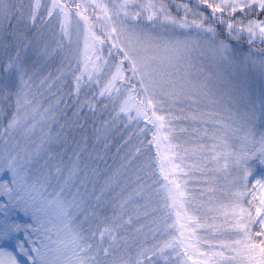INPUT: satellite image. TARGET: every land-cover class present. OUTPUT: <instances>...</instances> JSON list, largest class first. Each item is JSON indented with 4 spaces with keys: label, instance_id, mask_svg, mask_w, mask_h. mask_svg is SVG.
<instances>
[{
    "label": "snow or ice",
    "instance_id": "snow-or-ice-1",
    "mask_svg": "<svg viewBox=\"0 0 264 264\" xmlns=\"http://www.w3.org/2000/svg\"><path fill=\"white\" fill-rule=\"evenodd\" d=\"M161 261L264 264V0H0V264Z\"/></svg>",
    "mask_w": 264,
    "mask_h": 264
},
{
    "label": "rangeland",
    "instance_id": "rangeland-1",
    "mask_svg": "<svg viewBox=\"0 0 264 264\" xmlns=\"http://www.w3.org/2000/svg\"><path fill=\"white\" fill-rule=\"evenodd\" d=\"M85 111H87V110H85ZM104 115L107 116L106 113ZM96 127H100V124H96ZM122 128L123 127L119 128V130H116V129L110 130L109 133H108L109 138L99 145V149L101 151V154H103V152H104L105 143H108L109 146L111 148H113L112 151H114V154L116 153V155L113 154L112 156H110V150L111 149L110 148L107 149V152L109 153L108 157L110 159V161L108 162L109 164H111L113 162L112 159H111L113 157L116 158L117 163H119V156L117 155V148H115L114 146L118 142V140H121V136H123L122 132H121ZM124 129H126L125 131H128L129 133H131V131H132L131 128H124ZM161 264H163V261H161Z\"/></svg>",
    "mask_w": 264,
    "mask_h": 264
},
{
    "label": "trees",
    "instance_id": "trees-1",
    "mask_svg": "<svg viewBox=\"0 0 264 264\" xmlns=\"http://www.w3.org/2000/svg\"><path fill=\"white\" fill-rule=\"evenodd\" d=\"M102 119L106 120V119H108V117L105 116V115H103ZM96 124H100V120H99V119L97 120ZM125 130H126V129L122 128V129H121V132H122V135L126 137V136L129 134V132H128V131H125ZM105 144H107L108 149H109V148L111 149V150H110V156H112V155L114 154V151H112L113 148H111V147L109 146L108 143H105ZM121 144H122V140H118V142L115 144L114 147H115V148H118ZM108 154H109V153H108ZM114 155H116V153H115ZM109 161H110V159L108 160V162H109Z\"/></svg>",
    "mask_w": 264,
    "mask_h": 264
}]
</instances>
